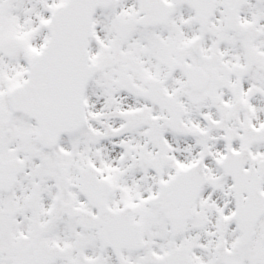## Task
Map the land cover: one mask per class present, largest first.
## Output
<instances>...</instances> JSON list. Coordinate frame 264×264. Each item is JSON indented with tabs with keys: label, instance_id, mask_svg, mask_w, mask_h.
Masks as SVG:
<instances>
[{
	"label": "snow or ice",
	"instance_id": "6c2138e0",
	"mask_svg": "<svg viewBox=\"0 0 264 264\" xmlns=\"http://www.w3.org/2000/svg\"><path fill=\"white\" fill-rule=\"evenodd\" d=\"M0 264H264V0H0Z\"/></svg>",
	"mask_w": 264,
	"mask_h": 264
}]
</instances>
